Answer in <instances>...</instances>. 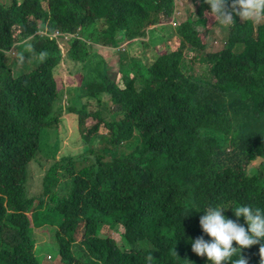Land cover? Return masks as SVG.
<instances>
[{
    "label": "trees",
    "instance_id": "16d2710c",
    "mask_svg": "<svg viewBox=\"0 0 264 264\" xmlns=\"http://www.w3.org/2000/svg\"><path fill=\"white\" fill-rule=\"evenodd\" d=\"M188 1L0 0V264H47L35 226L62 264H207L184 239L203 235L193 207L264 208V21L225 25ZM57 30L74 35L67 56ZM40 31L44 64L15 72ZM97 47L119 50V73Z\"/></svg>",
    "mask_w": 264,
    "mask_h": 264
},
{
    "label": "clouds",
    "instance_id": "9594fccd",
    "mask_svg": "<svg viewBox=\"0 0 264 264\" xmlns=\"http://www.w3.org/2000/svg\"><path fill=\"white\" fill-rule=\"evenodd\" d=\"M204 2L208 5L210 13L213 17H215V20H219L225 25L235 23L234 15L240 17L244 22L251 21L259 23L264 21V0H231L230 7L229 0H204ZM45 36L46 34L44 31L37 32L27 39L20 41V43H18L13 50L14 53H16L17 49L27 51V60L25 61V66H30V70H35L44 64L45 56L36 49L35 45L39 44ZM48 36L51 38V40L56 41L63 55L67 56L69 49L67 43L74 37V35L57 30L51 34H48ZM126 45L128 47V44ZM97 49H104L102 53L99 52V55L104 58H107L108 50H115L113 48L102 47H97ZM15 72L17 71L15 70ZM117 73H119V70ZM108 76L113 80L110 75ZM84 77L80 79H74L69 83L72 97V92L83 84ZM103 97H109L110 99V95H108V93H104ZM104 102L109 104L106 99H104ZM66 115L67 113H65L63 116ZM95 124L96 123H92V125ZM228 209L232 210L235 219L229 218L224 214V212ZM10 212L11 210L8 209L0 214V228L2 227L1 222L5 213ZM193 212L203 213V215H201L199 218L200 230L202 231L203 235L192 239L185 234L186 238L184 239H186L191 245V250L193 253L200 257L206 258L207 264H248V260L244 258L241 253L244 249L253 245H260L259 252L262 258V264H264V243H261L264 241V208L253 207L249 204H238L235 207L220 205L210 206L203 211H197L195 207H193L190 210V214L186 215L184 218L191 216ZM241 218L243 219V222H241ZM35 227L36 241L37 232L40 230V227ZM205 237H207V239ZM38 250L39 247L37 244L38 253H36L34 256L42 257L39 258L42 260V262L52 264V262H48V260L53 259L54 262L62 264L59 259L55 260V258L49 255H47L48 258H44L46 257V254H43L41 248V251ZM175 254L177 255L176 252ZM82 259L86 262L88 258Z\"/></svg>",
    "mask_w": 264,
    "mask_h": 264
},
{
    "label": "rangeland",
    "instance_id": "374dc122",
    "mask_svg": "<svg viewBox=\"0 0 264 264\" xmlns=\"http://www.w3.org/2000/svg\"><path fill=\"white\" fill-rule=\"evenodd\" d=\"M186 3L189 6H192L191 0H189ZM188 18H190V17L188 15V12L186 11V8H183V7L178 8V11H177L178 22L183 23ZM226 34H227L226 32H224L222 30H218L216 32L215 36L210 39L207 51L213 53V52H219V51L223 50V48L225 47V43H222V42H223V40L226 39V38H224ZM124 48L126 50H128L127 45L124 44V46L120 48L121 49L120 51H122ZM103 50L104 49H97V51L100 53H102ZM26 55H27V51L21 50V49H17L16 53H14L12 60L14 62V68L17 72L18 71L24 72V71L30 70V66H25V61L27 60ZM105 59L112 60V61L108 62V65L110 66L112 73H117V71L120 69L119 65H118L119 50H108V56ZM137 63H140V62L137 61ZM65 81H67V78L64 76L62 83ZM105 99L109 103L108 107H111L112 103H111L109 97H106ZM105 119H107V117ZM72 132H74V130ZM55 140H56V136L52 135V136H50L48 141H49V143H51V145H53ZM41 176H42V174H38V178H40ZM59 224H60V222L58 220L56 223L53 224V228H58ZM103 235H105V232L103 233ZM114 237L120 246L122 244H124V242L122 240H119V233H115ZM36 241H37V244L39 247L38 251H41L40 248L42 246L43 247V249H42L43 254H46V256L49 255V256L55 258V260H58V252L56 251L57 247L50 246V243L55 241V240H53V232H52L51 228L38 230L37 236H36ZM52 247H54V248H52ZM84 259H87V258H84ZM48 262H52V264H58V262H54L53 259L48 260Z\"/></svg>",
    "mask_w": 264,
    "mask_h": 264
},
{
    "label": "bare ground",
    "instance_id": "6f19581e",
    "mask_svg": "<svg viewBox=\"0 0 264 264\" xmlns=\"http://www.w3.org/2000/svg\"><path fill=\"white\" fill-rule=\"evenodd\" d=\"M0 254H1V252H0Z\"/></svg>",
    "mask_w": 264,
    "mask_h": 264
}]
</instances>
